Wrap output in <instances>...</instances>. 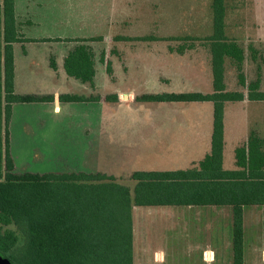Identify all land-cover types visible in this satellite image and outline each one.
<instances>
[{"label":"crops","instance_id":"obj_1","mask_svg":"<svg viewBox=\"0 0 264 264\" xmlns=\"http://www.w3.org/2000/svg\"><path fill=\"white\" fill-rule=\"evenodd\" d=\"M24 1L26 2V0ZM30 1L36 5L35 11L37 12L44 2L42 0ZM81 1L88 5L101 3L102 0L100 2L98 0ZM138 1L140 0H133L132 2L130 0H118V4L119 6H129ZM141 1L142 4L146 5L151 17H156L158 10L162 12L170 10L174 3V0ZM189 2L196 4L197 11L202 12L204 7L209 12L208 21L199 20L196 22L200 33L156 34L154 30L145 34L122 32L115 38L116 53L114 59L112 50L108 49L111 42H109L108 37L100 33L77 36L30 35L28 28L41 25L37 18L38 14L36 13L37 15L34 16L33 11H31L33 9L30 12H25V9L18 12V0H15L17 27L26 40L13 44L14 90L18 94H49L54 96L52 101L12 104L9 131L10 152L14 160L15 170L18 171L12 150L13 121L16 115L19 117L23 107H27L24 106L26 104H33L32 107H37L35 104L39 105L42 113L46 106V109L51 111L50 114L53 116L61 115L64 110L69 117L73 114L82 113L83 119L86 118L89 124H92L85 132L72 136L77 141L69 140L77 147L72 152L56 154V146L52 143L54 158L61 164L69 166L61 171L58 169L56 171H100L121 179V175L130 178L135 171L182 170L198 166L212 148L213 102L137 100V96L150 93L189 91L208 93L213 91L210 52L201 41L187 39L189 36L203 38L213 33V0H191ZM225 5V33L244 48V71L247 53L241 39L236 35L229 34L231 25L229 23V11L231 10L229 0H225ZM160 19L165 22L164 24H171L167 18ZM153 24L157 25L156 20H153ZM233 26L241 27L242 25L236 22ZM96 36H102V39L88 42L95 52L96 59L93 87L90 83L69 76L64 68V61L69 51L78 43L69 41L68 38ZM174 40L192 41L197 44L186 45L183 51H179L182 45L173 46ZM157 43L163 44L164 51H156ZM253 45L250 46V49L254 47ZM198 47L206 48L208 53L209 89L205 91L193 87L185 91H171L165 87L167 81L162 80L161 83L164 85L159 84L161 87L157 89L158 78L156 77L168 73L174 56L182 59L189 58V55L198 50ZM252 49L255 51L254 48ZM102 52L105 53V62L99 60ZM51 59L55 61V67L51 65ZM108 61L111 62L112 66L111 74L107 69ZM230 62L233 66L235 65L234 61L227 57L224 71L227 90H231L227 84V66ZM187 63L182 66L183 73L186 70H183L184 68L188 69L187 74L201 75L204 73V71H198L199 64L197 62L190 61ZM114 68L115 71H113ZM258 73H260L261 79L260 89L264 91L262 66L259 67L257 75ZM244 74L246 76L245 71ZM46 75L49 78L48 86H46ZM246 81L249 82L247 76ZM77 88L83 89L84 93H78ZM247 92H244L245 95ZM66 93L85 96L100 95L101 99L81 102L60 101V95ZM112 93H116L118 96V100L115 102L105 99L106 95ZM245 100L261 101L250 100L246 97L243 100L225 103L223 168L227 170L238 168L235 150L238 146L245 144L251 132L255 131L252 129L250 131L245 130L243 124H247L248 118L241 114L240 107L236 106L238 111L234 116V121L228 115L231 105L239 104ZM172 104L208 105L209 114L165 113L166 106ZM126 107H130L129 110ZM110 108H112L111 114H109ZM42 113L37 114V122L41 123L37 128L42 127L44 129L48 127L49 121L42 116ZM50 119L52 120V117ZM22 120L26 122L25 119ZM66 124H69V121H66ZM25 127L28 128L29 125L26 123ZM92 128L95 130L93 134H90ZM258 134L264 138V135ZM78 144H80L79 147ZM109 147L114 149L113 152L107 153L106 150ZM83 150H85V154ZM107 155H112L113 161H101L100 163V160H103L104 156ZM40 158L46 161L52 159L50 152L43 150L40 146H35L26 160L30 162L32 159L39 161ZM21 168L23 169L24 166L21 165ZM134 206L137 209L133 213ZM260 206L264 205L253 204L243 207L244 264H262L264 262V245L261 243L264 238V208H260ZM133 207V264H233V207L231 205L145 206L134 204ZM155 207H161V210L148 209ZM197 207H209V209H198Z\"/></svg>","mask_w":264,"mask_h":264},{"label":"trees","instance_id":"obj_2","mask_svg":"<svg viewBox=\"0 0 264 264\" xmlns=\"http://www.w3.org/2000/svg\"><path fill=\"white\" fill-rule=\"evenodd\" d=\"M213 33L201 41L211 54L213 91L163 92L137 96L139 101L213 102L212 148L198 166L182 170L135 171L134 188L105 172H18L10 152L13 103L52 101L53 95L14 90L15 42L25 41L16 23L15 0H0V264H133V205H231L233 264H244L243 207L264 205V138L252 131L235 150L237 169L223 168L224 110L227 101L264 100L260 73L247 83L244 48L225 33V0H213ZM60 39V38H57ZM90 38L69 51V76L94 87L95 52ZM28 40V39H27ZM195 43V42H194ZM183 51L185 45L181 44ZM190 46L195 44H188ZM237 68L244 91L227 90L225 59ZM99 60L105 62L102 52ZM55 67V61L51 59ZM112 73L111 62H107ZM100 95L61 94L60 101H98ZM106 100H118L116 93Z\"/></svg>","mask_w":264,"mask_h":264},{"label":"rangeland","instance_id":"obj_3","mask_svg":"<svg viewBox=\"0 0 264 264\" xmlns=\"http://www.w3.org/2000/svg\"><path fill=\"white\" fill-rule=\"evenodd\" d=\"M43 5L39 7V11H35L36 5L30 1L18 0L17 11L32 12L34 16L37 14V18L41 25L35 28H28V33L39 34V35H65V36H77V35H91V34H102L108 37L109 42L108 49L112 50V56L115 59L116 43L115 38L122 32L145 34L155 31L156 34H178L182 33H200L196 22L201 20H209V12L203 7L202 12L196 10V4L189 2L191 0H174L171 5V9L162 12L158 10L156 17H151L146 5L142 4L140 0L136 4H130L129 6H119L118 0H98L101 3L98 4H85L81 0H42ZM133 0H130L132 2ZM137 1V0H136ZM129 2V3H130ZM189 2V3H188ZM231 10L229 11V27L230 35L238 36L242 44L245 47L247 53L246 63L244 65V71L248 81H254L257 78V71L262 66L264 70V0H229ZM237 7V9H235ZM205 10V11H203ZM152 12V11H151ZM37 13V14H36ZM201 13V14H200ZM36 14V15H35ZM160 18H167L171 24H164ZM153 20H156L157 25L153 24ZM240 23L242 26L234 27V23ZM153 24V25H152ZM208 28V27H207ZM188 30V31H187ZM196 43V42H195ZM192 41H173V46H179V44H195ZM197 44V43H196ZM199 44H201L199 42ZM254 44V45H253ZM253 45L255 51L250 46ZM156 51H164L163 44H156ZM255 58V59H254ZM111 61V59H109ZM195 61L199 65L198 71L203 74H187V68H184L185 73L182 72L183 64L187 62ZM112 62V61H111ZM188 64V63H187ZM259 65V66H258ZM103 66V65H102ZM235 66V65H234ZM231 62L228 63L227 71V84L229 89L247 91L245 86L239 84L237 76V68L234 67ZM106 67V64H104ZM208 53L206 48L198 47V50L192 52L189 58L182 59L175 57L172 59V64L168 68L167 74H161L157 76V89H160L162 81H167L165 87L171 91H185L193 87L204 89L207 91L210 87L208 82ZM234 67V68H233ZM115 71V68L113 69ZM47 78V79H46ZM46 86L49 84L48 75H46ZM161 84V86H159ZM264 87V83H263ZM78 93H84L83 89L77 88ZM23 106V105H22ZM23 107L19 117L16 115L13 121V141L12 150L15 156L16 168L18 171H29V172H50L66 169L67 165L58 162L54 156V148L51 147L52 143L56 146L57 153H68L72 150H76V145L70 143V141H77L72 136L75 134H81L90 127L88 120L83 119V114H73L71 117L68 116L65 110L59 116L51 115V111L45 108L42 113L39 105L34 106L33 104H26ZM31 106V107H29ZM41 106V105H40ZM240 112L247 119L245 130H255L258 133L264 135V101H248L245 100L239 104L231 105L229 108L228 115L232 121L234 116L237 114L238 108ZM129 110L130 107H126ZM158 108V107H157ZM165 113H194V114H209L208 105H178L172 104L166 106ZM116 110V108H114ZM36 110V111H35ZM120 110V109H119ZM118 110V111H119ZM133 110V109H132ZM42 113L45 119H48V127L42 129L37 128L41 123L37 122L38 115ZM112 113V108L109 109V114ZM159 113V112H157ZM52 117V120L50 119ZM25 119L26 122H23ZM69 121V124H66ZM29 127L26 128L25 124ZM47 125V124H46ZM38 129V130H36ZM232 130L234 128L231 127ZM94 128L89 132L94 133ZM70 140V141H69ZM40 146L43 150L50 152L51 160L46 161L45 159L27 161L30 151L35 147ZM80 144H78V147ZM107 148V147H106ZM105 148V150H106ZM113 148L109 147L107 153L113 152ZM78 151V150H77ZM85 154V150H83ZM71 156V153H70ZM103 162L110 160L113 161L112 155L104 156ZM21 165L24 166L23 170ZM120 182L127 184L131 189L134 188L135 181L131 180L126 175H121ZM146 208V207H142ZM198 209H209V207H197ZM250 208V207H249ZM264 208V206H260ZM137 208L133 207V213ZM154 211L161 210L159 208H148ZM264 245V238L263 242ZM163 264V263H162ZM264 264V262L262 263Z\"/></svg>","mask_w":264,"mask_h":264},{"label":"water","instance_id":"obj_4","mask_svg":"<svg viewBox=\"0 0 264 264\" xmlns=\"http://www.w3.org/2000/svg\"><path fill=\"white\" fill-rule=\"evenodd\" d=\"M2 264H10L9 262H2Z\"/></svg>","mask_w":264,"mask_h":264}]
</instances>
